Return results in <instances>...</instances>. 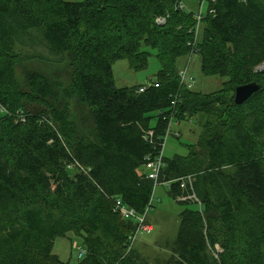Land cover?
Wrapping results in <instances>:
<instances>
[{
  "label": "trees",
  "instance_id": "obj_1",
  "mask_svg": "<svg viewBox=\"0 0 264 264\" xmlns=\"http://www.w3.org/2000/svg\"><path fill=\"white\" fill-rule=\"evenodd\" d=\"M182 4L0 0V264H69L53 247L71 232L87 251L78 264H264V0H207L197 40L196 13ZM146 47L157 51L156 78L118 86L113 64L147 68ZM191 53L205 75L227 77L220 90L181 86L178 61ZM34 61L67 64L69 76L20 80L18 67ZM252 82L260 89L236 104V87ZM172 113L198 116L202 131L187 155L163 157L159 180L179 200L188 191L177 179L194 175L201 203L179 200L170 255L150 261L126 254L136 224L112 201L147 209L145 165Z\"/></svg>",
  "mask_w": 264,
  "mask_h": 264
},
{
  "label": "rangeland",
  "instance_id": "obj_2",
  "mask_svg": "<svg viewBox=\"0 0 264 264\" xmlns=\"http://www.w3.org/2000/svg\"><path fill=\"white\" fill-rule=\"evenodd\" d=\"M185 4L187 9L194 10L196 14L201 9L203 13L207 10V2L202 7L199 2H193L192 0H183V5ZM200 32L201 30L199 29L197 38L200 36ZM145 49L152 53L149 65L145 69L134 70L130 66L128 59H120L113 64L114 77L118 86L150 85L156 78V74L161 67L156 55L157 51L151 47H146ZM178 65L180 70L185 67L188 68L189 74L196 81L194 89L202 93L220 90L227 80L225 76L205 75L202 72L201 57L198 54L180 57ZM260 67L264 68V64H261ZM31 70H37L45 75L51 76V78L56 75H60L62 79L63 77L67 78L69 76V67L67 64L55 65L48 62L34 61L18 67L17 73L20 80H23ZM5 113L6 111L0 106V118ZM152 123H156V118L153 119ZM170 129V134L165 136L163 148V155L165 157H173L176 154L187 155L189 153V145H195L199 140L202 124L198 116L175 117ZM176 133H179L180 136H177ZM179 200L173 198L168 193V185L163 183L156 185L152 206L148 209L146 217L147 222L151 223L154 229L149 234L140 233L133 248L131 250L127 248L126 254L137 248L150 261H153L159 254L163 256L170 255V247L173 246L179 231L180 213L184 209V205ZM71 237L73 242H71ZM76 245L80 246V248L76 247ZM82 246L81 240L71 232L65 237L59 236L56 238L53 251L62 261L69 264H78L80 257L78 253L81 251ZM127 247H129V240ZM85 252L87 251L85 250Z\"/></svg>",
  "mask_w": 264,
  "mask_h": 264
},
{
  "label": "built area",
  "instance_id": "obj_3",
  "mask_svg": "<svg viewBox=\"0 0 264 264\" xmlns=\"http://www.w3.org/2000/svg\"><path fill=\"white\" fill-rule=\"evenodd\" d=\"M206 2H207V0H202L200 2L201 7ZM181 7L187 9V7H185V5H183V4ZM203 18H204V15H203V11L201 9L199 13L195 14V19H196L195 38H196V40H197L198 31H199V29H201V26H202ZM159 22H164V19L159 18ZM192 54H195V53H191L190 56H192ZM259 69H262V67H259ZM179 77H180L181 86L187 87L189 89L194 88L196 81H195V78L189 74L187 67H185L179 71ZM140 90L141 91L145 90V87H141ZM179 97H180L179 93L175 95L174 99L172 100V103L174 105L177 104ZM167 118H169V125L167 128V134L166 135L170 134V132H171L170 126H171L172 122L174 121L175 116L172 113L171 115L167 116ZM149 134L152 135L153 130H150ZM176 135L179 136V133H176ZM164 143H165V141H164ZM164 143L162 145V150L159 153V155L155 156L154 158L148 157L146 165H145V170L147 172L148 177L154 181L153 194H154L155 187L157 184L163 183V184L168 185V187L170 184L169 182H161L159 180L161 169L164 166V160H163ZM71 166H75V168H78L84 172L86 171L85 168L79 162H76L74 165H70L69 167H71ZM177 180L180 181L181 188L188 191V193L182 195L179 199H181V200L190 199V200H194V201L201 203L200 200L198 199V197L196 196V193L194 192V177H193V175H186V176L178 178ZM152 201H153V195L151 197V200H150V203H149L147 209L143 213H139L134 207L125 203L121 197H115L112 201L113 211L116 214H118L124 220H133L136 224L135 230L133 231V233L129 237V247H128L129 250H131L133 248L135 242L138 239V235L140 233L149 234L154 229L153 225L151 223H148L146 220L148 209L152 206ZM76 246L78 248H80V246H78V245H76ZM83 254H85V250L83 248H81V251L79 252V256L81 257Z\"/></svg>",
  "mask_w": 264,
  "mask_h": 264
},
{
  "label": "water",
  "instance_id": "obj_4",
  "mask_svg": "<svg viewBox=\"0 0 264 264\" xmlns=\"http://www.w3.org/2000/svg\"><path fill=\"white\" fill-rule=\"evenodd\" d=\"M260 89L258 82L247 83L236 87L234 100L236 104H242L248 98Z\"/></svg>",
  "mask_w": 264,
  "mask_h": 264
},
{
  "label": "crops",
  "instance_id": "obj_5",
  "mask_svg": "<svg viewBox=\"0 0 264 264\" xmlns=\"http://www.w3.org/2000/svg\"><path fill=\"white\" fill-rule=\"evenodd\" d=\"M185 6H186V4H185ZM194 89V88H193ZM179 136H180V134H179ZM169 188V187H168ZM168 193H169V190H168Z\"/></svg>",
  "mask_w": 264,
  "mask_h": 264
}]
</instances>
